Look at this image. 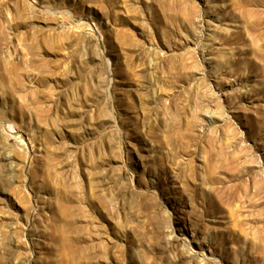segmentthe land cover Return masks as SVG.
Masks as SVG:
<instances>
[{
  "label": "rangeland",
  "instance_id": "374dc122",
  "mask_svg": "<svg viewBox=\"0 0 264 264\" xmlns=\"http://www.w3.org/2000/svg\"><path fill=\"white\" fill-rule=\"evenodd\" d=\"M0 264H264V0H0Z\"/></svg>",
  "mask_w": 264,
  "mask_h": 264
},
{
  "label": "bare ground",
  "instance_id": "6f19581e",
  "mask_svg": "<svg viewBox=\"0 0 264 264\" xmlns=\"http://www.w3.org/2000/svg\"><path fill=\"white\" fill-rule=\"evenodd\" d=\"M153 45V44H152ZM156 50V49H155ZM215 114L216 113H214V114H212L211 115V117H210V119L211 120H215ZM217 115V114H216ZM218 116V115H217ZM216 116V117H217ZM219 117H217V119H218ZM3 130H4V128H3ZM16 137H18V138H20V140H21V143H24L25 142V140L26 139H24V137H23V135H20V132L18 131L17 132V134H16ZM29 140V143L27 142V143H25V148H26V150H28V152H30L33 148H34V145H33V141L29 138L28 139ZM32 148V149H31ZM6 158H8V159H11V160H13L14 161V157L13 156H6ZM12 162V161H11ZM24 165H25V163H23ZM23 165V166H24ZM22 166V167H23ZM25 167V166H24ZM13 170H15V168H12Z\"/></svg>",
  "mask_w": 264,
  "mask_h": 264
}]
</instances>
